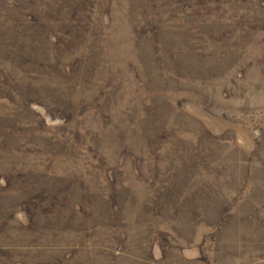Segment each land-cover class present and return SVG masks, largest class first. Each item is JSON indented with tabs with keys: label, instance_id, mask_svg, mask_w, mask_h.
I'll list each match as a JSON object with an SVG mask.
<instances>
[{
	"label": "rangeland",
	"instance_id": "1",
	"mask_svg": "<svg viewBox=\"0 0 264 264\" xmlns=\"http://www.w3.org/2000/svg\"><path fill=\"white\" fill-rule=\"evenodd\" d=\"M0 264H264V0H0Z\"/></svg>",
	"mask_w": 264,
	"mask_h": 264
}]
</instances>
